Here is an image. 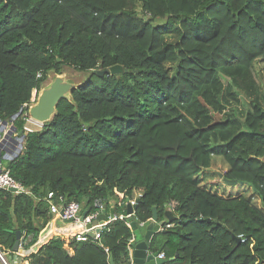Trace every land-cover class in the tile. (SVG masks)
Masks as SVG:
<instances>
[{
	"label": "trees",
	"instance_id": "1",
	"mask_svg": "<svg viewBox=\"0 0 264 264\" xmlns=\"http://www.w3.org/2000/svg\"><path fill=\"white\" fill-rule=\"evenodd\" d=\"M65 66L90 75L25 134L24 104ZM263 72L264 0H0V121L24 136L1 167L28 190L0 192V253L15 254V231L37 242L51 192L83 211L103 200L100 239L52 238L19 264H128L134 230L106 217L140 191L136 225L174 217L166 264H264Z\"/></svg>",
	"mask_w": 264,
	"mask_h": 264
},
{
	"label": "water",
	"instance_id": "2",
	"mask_svg": "<svg viewBox=\"0 0 264 264\" xmlns=\"http://www.w3.org/2000/svg\"><path fill=\"white\" fill-rule=\"evenodd\" d=\"M122 71H123L122 66L114 65L103 71H98L97 75L99 77H103L104 74L115 75L121 73ZM82 83H83L82 81H76L74 79L67 78L63 74L52 75L50 77V81L41 87L39 94L37 98L34 100V102L29 104L27 108V115L29 119L32 122L39 124L40 126H43L45 123L49 122L56 114V109L58 104L62 100H66V101L70 100L71 93L73 92V90L81 86ZM21 113H22V109L19 110V112L16 114L15 117H17ZM4 125H6V122H4ZM12 132H15L14 128ZM12 132H9V135H11ZM17 135L21 137V143H22L24 138L22 132L21 131L17 132ZM22 146L23 144L20 145V150L22 149ZM20 150H18V153H20ZM0 152L7 153V149L3 144L0 145ZM9 159L10 158L6 154H4L2 158L0 156V171L2 170L1 168L2 160H9ZM219 177L222 178V174H219ZM223 183L229 186H235L237 184V181L223 179ZM9 191L14 193L16 190L9 189ZM139 202L140 199H137L135 206L132 207L127 206L126 213L128 215H133L136 206ZM85 214L86 213H84L83 215ZM103 217L104 215H100L98 221H101ZM164 217H165L164 220H159L156 211L153 210L152 219L145 226V232L143 238L140 241L131 242L130 244L132 253L129 257L128 264H166L167 263V259L158 258V255L161 254V248L163 247V245L160 247V249L156 251H153L151 248V240L154 234L158 232H164L166 223H171L174 219L171 211H166ZM128 221L130 222V226L132 230H136L138 228L135 221L133 220V217H130ZM207 221L210 222V219H207ZM20 237H21L20 232H16V242L13 246V251L15 252L18 250ZM234 239L237 242V244L241 242V238L239 237H234ZM42 240L46 241L45 238H43ZM40 245L41 243H37L36 245H34L32 247V251H35L37 247ZM23 252L29 253L30 250H25ZM0 260L2 264H6L1 255H0ZM109 264H114L113 258L111 256L109 257Z\"/></svg>",
	"mask_w": 264,
	"mask_h": 264
},
{
	"label": "built area",
	"instance_id": "3",
	"mask_svg": "<svg viewBox=\"0 0 264 264\" xmlns=\"http://www.w3.org/2000/svg\"><path fill=\"white\" fill-rule=\"evenodd\" d=\"M34 100H35L34 97L31 98L30 102L28 104H24L23 107L27 109L29 104L33 103ZM26 117H27L26 124L23 127V131L25 132V134L28 132L35 131L27 125L28 123L36 126H40L39 124L32 122L27 114ZM40 127L42 128V126ZM13 128L14 127H12V125L8 124L7 122L6 125H4V122L0 121V145L3 144L7 149V153L0 152L1 158L4 154H6L10 158L9 160H11L19 154L18 150H20V145L23 144V142L21 143V137L17 135L16 130L15 132H12ZM9 132H12V134L9 135ZM9 189H15L16 191L14 193L16 194L28 193V190L26 188H24L18 182L13 180L8 174V172L2 169L0 171V192L9 191ZM139 195L140 194H138L136 198L131 197L126 200L125 202L126 209L127 206H131V207L135 206L136 200L138 199ZM119 198L120 200L118 203H122L120 201L123 198V196L120 195ZM46 202L48 203L49 212L51 214L55 215L62 221L72 224L73 226L79 229L78 233L73 235L74 239L77 242H86L89 239H93L97 241L100 239V233L102 229L105 227V223L103 221L105 220V216H106V212L104 208L105 204L103 200L95 199L92 202L91 208L86 211H83L81 209V206L76 202L64 203L61 200L57 202L54 199L53 193L51 192L47 194ZM84 213L86 214L83 215ZM100 215H104V217L101 221H98ZM130 217H134V213L133 215H128L127 213L120 215L108 214L106 218L107 221H113L116 219L121 221H126L127 226L131 227L130 222L128 221ZM137 226L142 227L144 226V224L140 223ZM167 227H170V224H166L165 228ZM21 247L23 249L22 245ZM158 258L165 259L164 254L163 253L159 254Z\"/></svg>",
	"mask_w": 264,
	"mask_h": 264
},
{
	"label": "crops",
	"instance_id": "4",
	"mask_svg": "<svg viewBox=\"0 0 264 264\" xmlns=\"http://www.w3.org/2000/svg\"><path fill=\"white\" fill-rule=\"evenodd\" d=\"M138 194H140V191H133L132 197L136 198ZM114 203L115 202L113 201L112 204H114ZM111 207H112V205H111ZM36 223H38L39 225L43 224L44 220L43 219H36ZM137 227L143 229V231L145 232V226H142V227L137 226ZM78 231H79V229L77 227L73 226L72 224H69L68 222L62 221L58 217H56L55 215L49 213L44 227L40 230V232L38 234L37 242L34 244V245H36L37 243H41V245L38 246L35 251H32V247L34 246L33 245L29 249H27V250H30L29 253H24L23 251H25V249L24 248L22 249L21 245L23 246V244L25 242H27V239H25L24 234L20 232L21 237L19 240L18 250L16 252L14 251L15 254L8 255L7 260L10 261L11 264H19L23 257L28 256L29 254L36 252L43 244L47 243L52 238H57V237H63L65 239L74 238L73 235L78 233ZM16 232H19V231H15V236H16ZM144 232L139 236H137V234L133 233L130 244H131V242L140 241L143 238ZM160 234H161V232L155 233L154 236L152 237L151 248L153 251L160 249V247L162 245L164 247V244L160 241V238H159ZM43 238H45L46 241H43L42 240ZM162 248H161V253H162ZM66 250L68 252H70V250L68 248H66ZM131 253H132V249L130 248L129 257L131 255ZM0 255L4 259L5 263L8 264L7 260L3 256V254L0 253ZM43 260L44 259H39L37 261V263L42 264ZM0 264H2L1 260H0Z\"/></svg>",
	"mask_w": 264,
	"mask_h": 264
},
{
	"label": "rangeland",
	"instance_id": "5",
	"mask_svg": "<svg viewBox=\"0 0 264 264\" xmlns=\"http://www.w3.org/2000/svg\"><path fill=\"white\" fill-rule=\"evenodd\" d=\"M62 74L65 75L67 78H71V79H74L76 81H82V82H84L90 75L89 72H77V71H75V70H73L71 68H68L66 66L63 67ZM221 79H222V82L225 84L226 83V78L221 76ZM260 80H261V83L264 85V72L261 73ZM38 94H39V91L35 92V90H34L32 92V98L34 97V99H36ZM238 97L240 99V103H239L238 107H241L243 109L248 108L249 99H247L241 93H238ZM214 116H215L214 118H215L216 121H218V120H220L222 118L221 114H214ZM27 125L30 128H32L33 130H40L41 129L40 126H36V125L30 124V123H28ZM224 169H225V167L223 166L222 162H220V161L215 162V163L212 162V165H211L210 169L207 170L205 174H210V173H213V172H221ZM209 181L212 182L213 180H209ZM213 183H215V184H213V186L215 187V189L218 190L219 194L224 193V192L225 193L236 194V193L242 191V194L247 196V197H250V195H251L250 190L249 191L248 190H244V187L241 186V185H238V184L235 185V186H229V185L223 184L218 179L213 181ZM143 232L144 231L141 228H137L136 230H134V233L137 234V236L141 235Z\"/></svg>",
	"mask_w": 264,
	"mask_h": 264
}]
</instances>
